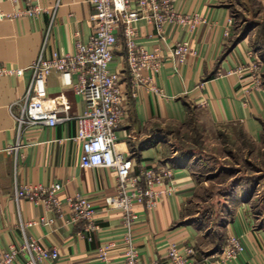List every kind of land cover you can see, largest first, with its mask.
<instances>
[{
  "label": "crops",
  "instance_id": "obj_1",
  "mask_svg": "<svg viewBox=\"0 0 264 264\" xmlns=\"http://www.w3.org/2000/svg\"><path fill=\"white\" fill-rule=\"evenodd\" d=\"M25 2L0 1L5 14L0 18V65L19 71L0 76V248L19 243L21 224L32 222L24 228L26 235L57 247L59 252L56 259L38 264H99L96 247L103 242H113L110 258L115 264H122L120 214L105 203L106 197L116 193L115 172L81 166V142L73 140L74 120L54 127L31 125L18 133V123L13 117L20 111L19 104L32 75L30 66L37 56L42 53L43 57H49L59 49L73 52L76 40L87 41L94 30L91 20L94 11L88 0H39L44 9L41 13L14 15L24 8ZM235 2L174 0L176 10L195 14L199 21L191 31L172 27L165 41L157 38L151 23L143 20L135 23L137 43L150 51L157 48L162 55L166 54L167 47L175 41H187L191 49L177 70L163 58L156 78L162 95L151 93L144 85L132 86L122 30L117 34L119 42L109 69L119 74L127 112L115 130V149L131 157L134 174L155 161L172 169V177L159 187L161 195L154 207L147 210L140 204L133 206L137 215L132 225L134 245L142 262L156 258L164 264V251L170 242H175L179 250L191 247L196 264L220 262L219 252L224 243L217 244L212 234L205 235L184 210L197 187L195 164L168 155V141L160 126L182 125L192 114L199 113L202 122L237 125L254 141L264 135V72L258 85L246 71L236 72L247 63L251 53L264 66V46L255 43L258 24L234 42L235 8H245ZM56 3L58 6L53 9ZM252 3L258 14L264 13V0ZM46 92L57 105L66 106L69 115L85 110L83 99L72 88L62 86L56 72L47 77ZM17 141L18 149L9 151ZM52 182L61 184L57 193L61 212L54 216L53 222L40 223L39 218H48L50 214L41 205L16 200L13 188L15 184ZM171 182L173 190L165 191V184ZM76 192L87 196L95 208L98 229L91 241L78 234L83 222L67 221L70 209L66 198ZM226 210L228 217L222 218L216 232L224 239L238 236L244 250L236 259L223 264H264V225L257 224L250 202H243L235 193L226 202ZM12 264H24V259Z\"/></svg>",
  "mask_w": 264,
  "mask_h": 264
},
{
  "label": "built area",
  "instance_id": "obj_2",
  "mask_svg": "<svg viewBox=\"0 0 264 264\" xmlns=\"http://www.w3.org/2000/svg\"><path fill=\"white\" fill-rule=\"evenodd\" d=\"M3 1V0H0ZM15 1V0H8ZM174 0H88L93 9L91 20L93 32L87 41H75L74 51L55 50L49 57L42 53L31 64V79L25 94L19 104L20 111L13 114L18 133L27 126L44 125L54 127L67 120H74L76 132L74 141L81 142L82 153L80 164L84 168H109L115 172L117 183L116 193L105 198V203L111 209L119 212L123 231L122 264H160L154 258L150 262H142L134 245L132 225L137 215L133 206L143 205L145 208L154 207L161 195L159 187L172 177V169L165 164L155 161L143 167L138 173L132 172V159L129 155L115 149V130L125 117L126 108L119 86V74L111 72L113 51L119 40L120 29L123 33L126 49V66L133 87L144 85L151 93L162 95V89L156 84L163 58L168 59L177 70L184 64L191 52L187 41H175L167 47L166 54L159 49L148 50L136 41L138 31L135 23L146 21L153 25L155 35L160 41H165L168 31L174 26L186 27L189 31L195 28L199 18L195 14L182 13L174 8ZM58 6L55 4L54 8ZM43 7L39 0H26L22 10L14 15L35 16ZM0 7V18L4 17ZM54 12L51 14V27ZM261 63L252 53L244 66L236 72L246 71L252 81L258 85L261 81ZM17 69H8L0 65V76L18 73ZM58 73L60 84L72 88L85 102V110L80 114L69 115L66 106L57 105L47 96L46 80L51 73ZM155 81V82H154ZM18 141L9 151H16ZM165 191L173 190V183L165 184ZM13 197L16 200H26L32 205H41L50 214L48 218H39L40 223H51L54 216L61 212V200L57 193L61 184L52 182L50 185L26 183L15 184ZM69 206L70 223L83 222V228L78 233L80 238L91 241L93 233L98 229L95 223V208L89 198L81 193H73L66 198ZM32 222L21 224L22 239L19 243H9L0 248V264H12L19 258L24 264H38L52 261L59 256L58 248L47 246L39 239L28 236L24 228ZM164 251V264H196L193 249L189 246L182 250L175 242L168 243ZM113 242H103L96 247V260L99 264H115L110 258ZM244 250L238 236H228L220 248L219 264L236 259Z\"/></svg>",
  "mask_w": 264,
  "mask_h": 264
},
{
  "label": "rangeland",
  "instance_id": "obj_3",
  "mask_svg": "<svg viewBox=\"0 0 264 264\" xmlns=\"http://www.w3.org/2000/svg\"><path fill=\"white\" fill-rule=\"evenodd\" d=\"M235 1L245 8H235L234 39L258 24L255 43L264 46V13L258 14L253 0ZM160 127L168 141V155L195 164L197 187L184 210L205 235L212 234L217 244L225 242L216 231L222 218L228 217L226 202L249 189L251 198L243 202H250L257 224L264 225V135L254 141L237 125L202 122L199 113L185 124Z\"/></svg>",
  "mask_w": 264,
  "mask_h": 264
},
{
  "label": "trees",
  "instance_id": "obj_4",
  "mask_svg": "<svg viewBox=\"0 0 264 264\" xmlns=\"http://www.w3.org/2000/svg\"><path fill=\"white\" fill-rule=\"evenodd\" d=\"M245 34H243L241 37L236 38L234 40V42L236 43L238 40H240L241 38H243V36H245ZM251 195H252V190L249 189V190L243 191V193H241V196L240 197H241V200L242 201H247L248 199L251 198Z\"/></svg>",
  "mask_w": 264,
  "mask_h": 264
}]
</instances>
